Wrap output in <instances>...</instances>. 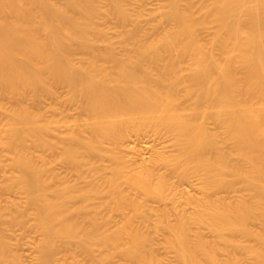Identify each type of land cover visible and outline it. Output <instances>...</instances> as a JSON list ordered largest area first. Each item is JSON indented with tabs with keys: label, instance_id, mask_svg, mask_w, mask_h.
Segmentation results:
<instances>
[{
	"label": "bare ground",
	"instance_id": "6f19581e",
	"mask_svg": "<svg viewBox=\"0 0 264 264\" xmlns=\"http://www.w3.org/2000/svg\"><path fill=\"white\" fill-rule=\"evenodd\" d=\"M109 7L121 20L130 19L123 0H109ZM99 12L97 0H0V86L15 100L2 142L14 153L17 179L27 195V203H13L11 217L0 207V264H12L5 223H25L30 205L43 232L40 264H66L55 255L60 238L81 245L92 264H98L100 259L92 255L94 243L99 240L109 246L125 230L131 236L127 253L146 254L148 236L134 224L130 229L132 215L115 230L104 228L102 235L101 221L94 215L95 198L104 194L118 208L142 209L141 200L119 185L124 170L136 194L156 196L159 201L170 196L165 192L170 173L183 180L190 171L203 173L204 195H187V200L197 201V214L192 217L212 228L214 238L200 230L193 235L184 215L175 223L167 221L171 242L186 264H223L220 254L229 264H240L234 253L242 243L239 232L252 241L247 243L253 255L249 264H264V0H168L163 15L175 24L151 39L140 33L137 24L124 29L123 55L105 39L97 23ZM203 26L215 27L210 43L199 37ZM100 39H105L102 48ZM217 48L223 56L215 55ZM77 50L89 55L76 59ZM99 57L108 64L97 63ZM187 57L190 63L183 65ZM54 82L68 85V97L79 98L88 114L83 123H69L74 130L61 138L64 158L81 170L83 155L108 153L114 172L105 178L104 191L96 183L88 189L75 183L51 189L48 161L43 159L41 164L34 158L32 146L53 148L60 139H55L54 126L44 119L43 111L33 108L41 91L53 96ZM183 99H193L195 107L183 110ZM202 104L210 107L200 109ZM207 114L225 128L230 149L209 128ZM148 124L171 131L177 151L136 168L116 150L131 132H140ZM82 128L89 131L87 136ZM94 165L104 167L100 158ZM239 181L248 194L227 201L212 194ZM253 219L260 220L263 232L250 227Z\"/></svg>",
	"mask_w": 264,
	"mask_h": 264
},
{
	"label": "rangeland",
	"instance_id": "374dc122",
	"mask_svg": "<svg viewBox=\"0 0 264 264\" xmlns=\"http://www.w3.org/2000/svg\"><path fill=\"white\" fill-rule=\"evenodd\" d=\"M195 1L197 2L198 0ZM97 3L100 6L97 23L104 30L105 39L115 44L119 55H123L125 51L121 36V32L124 29L137 24L140 27V33L144 34L147 39H151L161 33L163 29L175 24L173 18L168 19V17H164L163 15L164 11L168 9V0H123L124 6L131 13L130 19L126 21L121 20L110 11L109 0H97ZM196 8H198V3H196ZM214 36V26H203L200 29L199 37L204 42L210 43ZM105 39L99 40L101 48L105 45ZM214 53L218 56L224 55V52L219 48H217ZM87 54L77 50L74 55L76 59H81L87 57ZM97 58V63L99 62L104 65L108 64L104 58ZM189 63L190 58L186 59L183 65H188ZM109 69V71L112 72V69ZM55 84L56 94L54 93L55 95L53 94L52 96V94H48V92L46 93L44 90V92L41 91V95L39 94V102L35 103L36 106L34 105V107H32L34 109L37 107L39 111H43L42 113H44L45 117L43 118L54 126L52 131L56 134V138H54L60 139H57V145L53 148L37 145L32 146L31 150L34 158H36V162L38 161L41 164H43L42 162L44 160L46 162L48 161L47 165L50 170L47 171L46 178L51 189L74 183L78 187L88 189L96 183L103 188L104 191V189L107 188L105 178L114 172V162L108 153L96 157L83 155V163L80 166L81 170H77L71 166L64 158L63 141H61V138L66 134H71L74 130L69 123L74 121L83 123L88 118V114L84 108L81 107L79 98L71 99V97H68V85L57 82ZM29 93L30 94L28 96L26 95L27 98L25 99V101L28 102L32 99V93ZM179 94L182 96L184 90H180ZM12 95L13 94H11L10 91L8 92V90L3 91L2 86H0V207H2L5 214H8L6 217H11L15 202H20L21 204L27 203L26 192L17 179L19 170L13 165L14 153L2 142V136L5 135V130L10 123L12 109L14 107L13 104L15 100ZM183 100L181 104L183 110L191 111L195 107L193 99ZM254 101L257 102V98ZM209 107L208 104H202L199 108L205 109ZM199 117L201 118L203 116L200 115ZM204 118L209 128L217 134L221 144L227 149H230L231 141L226 135L225 128L216 121L215 116L207 114ZM82 129L84 135L87 136L89 131L85 128ZM107 145L113 148L111 143H107ZM116 151L124 158L127 164L139 168L141 164L152 165L154 158L162 154L173 156L177 148L174 143V134L171 131L165 127L157 128L148 124L145 125L140 132H131ZM96 158H100L104 166L103 168H95L94 160ZM164 168V166H160L161 170ZM126 174L127 170H124L119 177V185L121 188L124 187L127 192H132L134 196L141 200L142 209L135 212L131 207L130 209H132V211H130L129 208H118L116 205L113 206V203H110L111 197L106 199L105 194L102 193L104 194L103 198L100 196V198H95L97 204L96 209H94L96 210L94 211V215L101 221V229L98 231L99 234L102 235L105 232L104 228H106V230L108 229V232L115 230L121 223L123 224V222L128 219V216L132 215L131 218H133V220L130 219L131 224L129 223V226L134 224L133 226L147 234L149 248L147 247L148 251L146 249V254L144 251L143 256H130L127 253V247L130 245L131 236L129 231L125 230L122 232L121 238H118L119 242L116 240L114 243L111 242L109 246L102 244L99 240L94 243L92 255L98 261L100 259L98 264H186L182 261L176 248L173 246L170 239V231L167 226L168 220L170 223H175L181 215L187 218L189 229L193 235L200 230L209 239L214 238L215 234L212 228L202 221L196 220V217H192L194 214H197L198 210V204L194 198H199L204 195L205 178L202 172L190 171L189 175L184 180L181 179L176 172L175 174L171 175L170 173V175H167L165 192L170 196H167L168 198L165 199L166 201H159L156 196L144 198L142 195L136 194L127 181ZM215 191L216 194H212L215 195L216 198L220 196L221 199V197H223V201H225V198L226 201L227 199L233 200L244 193H249L247 187L240 181L232 186L220 187L217 190L215 189ZM187 195H191L194 198L190 197L192 200H187ZM106 202L108 204H106ZM27 214L28 217L25 223L19 221L13 223L14 221L9 222V220H7L9 225L7 223H5L6 225L2 224L3 229L6 227V237H8V241L11 245L10 252L12 251L13 256L10 254L12 259L10 262L12 264L41 263L39 258V241L43 237V232L35 224V210L31 205L28 207ZM105 218L107 221H105ZM262 225L260 220L258 221L256 219L251 221L250 227L256 230L261 229L260 231L263 232L264 225L263 227ZM133 226L129 228L134 229ZM103 229L104 232L101 233ZM236 235L239 242L243 243V246L242 243H240L241 246L239 245L240 247L235 248L234 253L238 257L240 264H242V262L244 264H249L253 260V255L247 248L248 245L251 244L250 242H252L251 238L249 239L244 232H239ZM63 239L60 238L58 240V242H60L55 252L59 262H64L66 264L94 263V261L92 262V260L89 259L90 256L81 245L78 243H66ZM255 242L256 241L253 240V243ZM149 250L151 253L148 254V252H150ZM220 257L224 259L223 264H229L225 259V254H220Z\"/></svg>",
	"mask_w": 264,
	"mask_h": 264
}]
</instances>
